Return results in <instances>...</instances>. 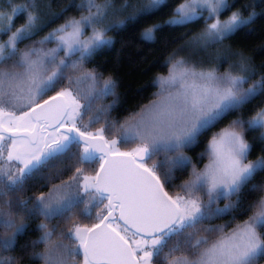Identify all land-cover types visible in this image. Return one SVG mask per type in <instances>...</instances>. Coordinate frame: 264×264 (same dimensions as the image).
<instances>
[{"label": "snow or ice", "instance_id": "obj_1", "mask_svg": "<svg viewBox=\"0 0 264 264\" xmlns=\"http://www.w3.org/2000/svg\"><path fill=\"white\" fill-rule=\"evenodd\" d=\"M234 6L81 0L72 6L79 17L36 40L62 16L48 17L46 0H0V264H22L8 255L17 249L42 264L264 262V180L256 182L264 154L251 158L264 148V74L227 50L217 53L229 64L222 73L173 56L167 75L154 81L155 98L119 121L111 115L116 82L88 67L111 46L109 30L124 26L107 23L117 12L139 24L170 9L141 33L147 42L202 21L190 47L207 53L255 21L252 6ZM26 40L34 42L21 48ZM226 120L198 169L187 152ZM180 173L188 179L176 185ZM33 182L41 191L28 196ZM238 215L247 219L236 223ZM36 221L39 239L21 246Z\"/></svg>", "mask_w": 264, "mask_h": 264}, {"label": "trees", "instance_id": "obj_2", "mask_svg": "<svg viewBox=\"0 0 264 264\" xmlns=\"http://www.w3.org/2000/svg\"><path fill=\"white\" fill-rule=\"evenodd\" d=\"M46 2L50 4V8L47 10L48 17L62 16V18L51 23L45 31L34 38L36 40L42 39L48 32L62 25L66 19L80 15L78 9L72 6L81 3V0H46ZM229 2L235 5L231 11L243 10L246 6H252L251 10L257 13V17L250 26L239 31L233 38L225 40L217 48L209 49L207 53L190 47L192 37L203 31L204 24L202 21L178 29L165 28L157 33L154 42H147L141 38V33L152 24L163 23L169 17L170 9L139 24L128 23L127 15H123L120 21L124 23V26L108 32V36L112 38L111 46L103 49L88 62L90 69H95L105 78H111L116 82V94L119 103L112 111V119L123 121L131 113L139 111L141 107L155 98L158 89L154 81L158 76L167 75L168 62L173 56L190 61L197 70L216 68L222 73L229 70V64L225 63L222 56H218L217 53H223L227 50L232 55L242 53L249 59L251 68L256 73L264 74V0H229ZM247 14L245 12V15ZM15 23L20 26L24 21L17 19ZM0 39H6V37H0ZM32 42L34 41L26 40L19 46L24 48ZM48 46L54 47L55 45L50 44ZM213 58H215V63H209ZM229 62L234 65L237 61L230 56ZM261 99L264 100V98ZM105 102L111 103V98H106ZM228 123V120L224 121L211 133L202 137L193 150L187 152L198 169L203 168L207 163V159L202 158L201 153L207 148L208 139ZM248 140L249 143L256 145L254 135H249ZM129 147L131 146H122V149ZM261 154H264V148L256 147L251 158L255 159ZM186 179H188V174L180 173L174 180V184L179 185ZM262 180H264V175L258 176L256 182ZM29 187L31 191L27 193L28 196L39 193L42 188L37 182H33ZM169 190L171 191V189ZM222 206L223 204H221ZM246 219V216L238 215L236 223H242ZM230 220L231 217H227L216 221V223L226 224ZM82 222L91 223L89 220ZM37 223L39 221L31 222V232L20 240L21 246L28 244L29 241L39 239L40 233L36 231ZM64 243L70 242L65 240ZM36 251L44 252L45 249L40 246ZM8 255L22 257V264H42V262L34 261L30 255H24L19 249ZM77 264H82L80 257H77Z\"/></svg>", "mask_w": 264, "mask_h": 264}, {"label": "rangeland", "instance_id": "obj_3", "mask_svg": "<svg viewBox=\"0 0 264 264\" xmlns=\"http://www.w3.org/2000/svg\"><path fill=\"white\" fill-rule=\"evenodd\" d=\"M115 2L117 3V5H119L120 0H115ZM129 2H133L134 3L135 0H129ZM122 16L123 15H121L119 12H117L115 15H113V16H111L109 18V20L107 21V23L108 24H112V25L120 24L121 23L120 19H121ZM88 34L90 35L91 33L89 32ZM111 40H112V38H111ZM200 70H203V69H200ZM122 150H128V149H122ZM261 264H264V262H261Z\"/></svg>", "mask_w": 264, "mask_h": 264}]
</instances>
